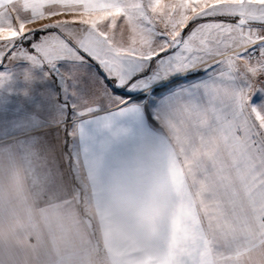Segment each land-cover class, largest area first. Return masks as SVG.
<instances>
[{
    "label": "snow or ice",
    "instance_id": "obj_1",
    "mask_svg": "<svg viewBox=\"0 0 264 264\" xmlns=\"http://www.w3.org/2000/svg\"><path fill=\"white\" fill-rule=\"evenodd\" d=\"M38 80L19 123L166 150L167 264H264V0H0V100Z\"/></svg>",
    "mask_w": 264,
    "mask_h": 264
},
{
    "label": "crops",
    "instance_id": "obj_2",
    "mask_svg": "<svg viewBox=\"0 0 264 264\" xmlns=\"http://www.w3.org/2000/svg\"><path fill=\"white\" fill-rule=\"evenodd\" d=\"M44 84L27 98L32 113L46 90H59ZM22 127L0 139V264H167L175 184L161 145L131 136L74 145L63 133Z\"/></svg>",
    "mask_w": 264,
    "mask_h": 264
},
{
    "label": "rangeland",
    "instance_id": "obj_3",
    "mask_svg": "<svg viewBox=\"0 0 264 264\" xmlns=\"http://www.w3.org/2000/svg\"><path fill=\"white\" fill-rule=\"evenodd\" d=\"M44 82H45V80H38L32 85L31 96H29L28 94H25L23 96L17 94V95H13L9 99L10 101L9 100H7V101L0 100V139L10 136V134L5 133L8 130L13 132L14 130L24 128V127H22L23 124L18 123L19 117L27 115V114H32V111L28 108V106L25 103L31 99H34L33 97L37 91L36 89L38 88V86H44L45 85ZM54 85L56 86L55 82H54ZM55 92H57V91H55ZM55 92L52 91L49 94H54ZM46 93H47V90H46ZM37 98H39V97H37ZM41 98H43V97H41ZM12 99H23V101H22L23 106L18 105V103L13 101ZM174 208H175V206H174ZM81 209H82L83 216L86 219H89L90 218L89 208L86 206H82ZM101 246H102V243H100V247ZM99 252L101 254L102 249H99ZM101 255L103 258V254H101Z\"/></svg>",
    "mask_w": 264,
    "mask_h": 264
}]
</instances>
